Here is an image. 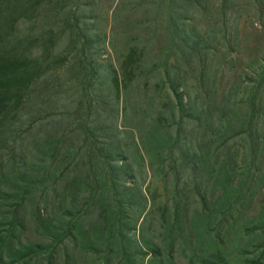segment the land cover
I'll return each mask as SVG.
<instances>
[{
    "label": "rangeland",
    "instance_id": "374dc122",
    "mask_svg": "<svg viewBox=\"0 0 264 264\" xmlns=\"http://www.w3.org/2000/svg\"><path fill=\"white\" fill-rule=\"evenodd\" d=\"M259 1L229 0L235 6L224 21L220 0H210L207 14L192 19L205 39L217 36L206 80L215 122L220 101L254 92L252 72L264 64ZM158 2L87 3L100 45L91 61H84L82 38L70 34L73 0L1 2L10 17L0 36L24 56L20 76L31 75L16 88L19 107L0 117V264H264V117L253 181L246 140L211 122L205 135L192 133V144L199 136L207 143L206 154L196 173L186 169L177 120L166 109L176 104L166 72L173 81L186 78L188 101L200 92L201 69L173 68L168 6ZM22 3L34 6L17 18ZM224 36L237 45L228 48ZM92 66L109 74L95 86L110 102L103 107L119 108L118 133L86 129ZM109 86L118 87L116 98ZM57 122L65 127L54 139L45 129ZM79 159L80 171L61 178ZM41 187L56 189L46 210Z\"/></svg>",
    "mask_w": 264,
    "mask_h": 264
},
{
    "label": "trees",
    "instance_id": "16d2710c",
    "mask_svg": "<svg viewBox=\"0 0 264 264\" xmlns=\"http://www.w3.org/2000/svg\"><path fill=\"white\" fill-rule=\"evenodd\" d=\"M3 0H0V24L8 19L10 16L5 12L4 5L1 4ZM60 1V0H58ZM92 2V0H89ZM84 0H73L76 10L72 11L70 18L72 20V15L74 13V21L72 20L69 24L70 34L81 37L82 46H83V57L84 61L94 60L95 53L99 50V41H98V32L92 31L93 21H88V17L92 20L94 15L87 6V3ZM229 0H220V12L221 17L224 21L226 12L230 7L235 5H228ZM260 5H264V1L258 2ZM34 4V2H33ZM210 4V0H159L156 4L157 6H168L167 16L168 24L166 29L171 35V40L168 48V59L172 58L174 60L173 68H176L177 71H181L183 68L185 72L189 70L199 71L200 83L197 88V96L191 97L186 101L184 91L187 90L186 87V78L184 80L174 78V81L171 78V72L167 71L166 75L170 77V90L175 97L176 104L169 105L166 107L167 112H169L172 117L177 120L178 131L176 133V147L179 149L181 156L183 158L184 166L186 169H191L195 173L198 170L199 163L202 161V157L206 154V146L204 140H201L200 136L197 137L196 144L191 143V135L195 129H198V134L207 132L210 126L208 122H211L214 125H221L225 132H234L232 138L242 137L247 142L248 153L251 155L249 159L251 165L249 166L250 179L251 181L255 178L256 169L252 164L256 162L259 152L261 151L263 141L261 140V127L260 121L264 117V64L261 65L260 69L254 70L252 73L253 78V94L251 97L243 99L241 102L238 99L229 97L226 100L220 101L219 104L214 107V109L220 111L221 116L219 120L215 122L210 116L213 115V107L210 102L206 99L210 97L214 99V96L211 95V89L208 87L207 79H209L210 71L207 68V55L209 48V42L213 38L217 39V36L212 33H208V38L205 39L204 36L200 35L198 31L191 25L192 19L197 11H200L203 16L207 14V8ZM34 5L31 4H21L15 5L16 10H18V16L30 12ZM36 10V9H34ZM264 8L258 10L259 15H263ZM14 20V19H13ZM94 32V33H93ZM72 38H75L73 36ZM78 38V37H77ZM227 43L228 48H232L234 45H237V41H232L227 36L223 37ZM213 50V49H211ZM217 51V50H214ZM24 56L19 52L17 45L10 44L7 38L0 36V117L6 115L9 110L17 109L19 90H16L22 82L26 84L30 79L31 73L26 70L20 76L21 73V64L23 63ZM213 62V61H212ZM220 65V61L215 63ZM208 66L213 67V63H210ZM92 75L91 80L88 85L89 89V98L87 107L84 109L87 115V121L85 123L86 129L89 133L95 134L102 131H114V133L119 132V127L117 125L118 121V106H114L111 109L103 107L102 103L106 102L110 104L109 101L100 100V94L103 89H98L95 86L96 81L99 79L103 82H107L110 79L108 78L109 74H103L99 68L92 66ZM179 72L176 74L178 75ZM118 80V76H116ZM112 81V78H111ZM182 84V85H181ZM107 93L108 97L116 98L118 96V87L112 88ZM182 87L184 90H182ZM103 101V102H102ZM207 104V108L203 107ZM79 110V109H78ZM76 111V114L79 111ZM175 112V114H174ZM63 120V119H62ZM57 122L53 124V127H47L45 130L51 137L54 139L57 138V135H60L64 130L65 123ZM105 133V132H103ZM205 135V134H204ZM245 153V156H249ZM116 159V158H115ZM248 161V160H246ZM118 163V161H117ZM27 169H31L27 163H24ZM81 159L78 160L76 166L72 170L64 171L61 175V178L66 180L70 179L73 175L77 174L80 171ZM185 170V171H187ZM183 171V170H182ZM184 172V171H183ZM198 177V176H197ZM198 179V178H197ZM65 189V188H64ZM40 204L47 209L49 205V191L55 193V187H44L40 189ZM142 196L145 198L146 196ZM11 241H9L10 245ZM6 246H3L0 242V251H3Z\"/></svg>",
    "mask_w": 264,
    "mask_h": 264
}]
</instances>
